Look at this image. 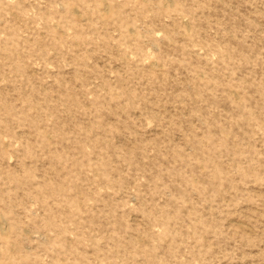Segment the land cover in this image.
I'll return each mask as SVG.
<instances>
[{
	"label": "rangeland",
	"instance_id": "1",
	"mask_svg": "<svg viewBox=\"0 0 264 264\" xmlns=\"http://www.w3.org/2000/svg\"><path fill=\"white\" fill-rule=\"evenodd\" d=\"M0 264H264V0H0Z\"/></svg>",
	"mask_w": 264,
	"mask_h": 264
}]
</instances>
